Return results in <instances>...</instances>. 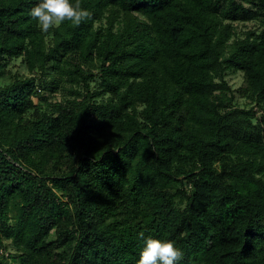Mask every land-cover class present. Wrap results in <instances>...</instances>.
<instances>
[{"label": "trees", "instance_id": "16d2710c", "mask_svg": "<svg viewBox=\"0 0 264 264\" xmlns=\"http://www.w3.org/2000/svg\"><path fill=\"white\" fill-rule=\"evenodd\" d=\"M37 2L0 0V75L30 71L0 84V264H136L141 233L264 264V0H81L48 33Z\"/></svg>", "mask_w": 264, "mask_h": 264}, {"label": "clouds", "instance_id": "9594fccd", "mask_svg": "<svg viewBox=\"0 0 264 264\" xmlns=\"http://www.w3.org/2000/svg\"><path fill=\"white\" fill-rule=\"evenodd\" d=\"M30 16L41 32L48 33L66 21L79 27L91 19L92 13L82 6L81 0H38L30 9ZM140 236L144 244L136 264H178L182 260L184 254L175 241L144 237L143 233Z\"/></svg>", "mask_w": 264, "mask_h": 264}, {"label": "rangeland", "instance_id": "374dc122", "mask_svg": "<svg viewBox=\"0 0 264 264\" xmlns=\"http://www.w3.org/2000/svg\"><path fill=\"white\" fill-rule=\"evenodd\" d=\"M237 26L239 30H246L249 28H257L260 26L259 22L257 20H249V21H238ZM24 74L29 75L30 71L28 70V67L26 63L24 62L23 58L20 57H10L8 61L6 62V65L4 67V72L0 75V84H5L10 82L12 79L13 74ZM227 79L229 83L231 84L234 94H235V103L240 106H250V105H256L254 101L250 99V97H247L244 92L245 87V79L242 71H236V72H230L227 75ZM39 93H48L47 90L43 89L42 91H39ZM59 97V96H55ZM35 100H39V96H34ZM258 108V107H255ZM261 113V109H258V114ZM7 251L10 253V258L14 257L16 255V251L14 250L13 246L10 244L7 247Z\"/></svg>", "mask_w": 264, "mask_h": 264}]
</instances>
